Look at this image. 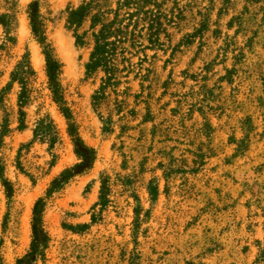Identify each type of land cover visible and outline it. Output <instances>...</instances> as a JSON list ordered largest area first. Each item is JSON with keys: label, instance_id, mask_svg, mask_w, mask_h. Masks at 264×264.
<instances>
[{"label": "rangeland", "instance_id": "rangeland-1", "mask_svg": "<svg viewBox=\"0 0 264 264\" xmlns=\"http://www.w3.org/2000/svg\"><path fill=\"white\" fill-rule=\"evenodd\" d=\"M157 1L159 41L140 22L118 49L116 80L96 94L93 29L85 20L78 44L66 24L82 0H0V264L29 251L34 202L78 162L43 45L96 159L45 198L47 240L33 264H264V0ZM25 54L20 103L12 72ZM48 118L56 135L34 138Z\"/></svg>", "mask_w": 264, "mask_h": 264}, {"label": "trees", "instance_id": "trees-1", "mask_svg": "<svg viewBox=\"0 0 264 264\" xmlns=\"http://www.w3.org/2000/svg\"><path fill=\"white\" fill-rule=\"evenodd\" d=\"M101 0H82L77 7H71L67 10L66 24L72 30L76 43H85L83 34L78 32L82 23L89 20L92 31V49L90 59L86 66L88 72L101 70L104 73L102 78V86L99 91L111 85L116 80L115 59L118 56V49H121L124 41L134 44L136 28L142 22V27L147 31V40L150 44L155 45L159 41V33L162 29L161 11L157 0H115V7L106 10L99 8ZM97 8L96 10H94ZM37 10L34 3L30 4V23L32 32L40 42L42 35L40 34L37 19ZM110 15V19L106 16ZM122 45V46H121ZM44 46L45 56V72L48 79L49 89L54 102L64 116L67 122V132L70 136L73 150L77 156L76 162L70 168L63 170L55 177L46 190V196L38 198L32 207L31 232L32 238L29 251L22 257L18 258L16 264H33L37 253L46 244L47 235L42 228V212L45 205V198L51 196L56 190L61 188L76 174L83 173L90 169L96 159V151L93 147L88 146L77 133L74 121L72 119L71 110L66 106V102L62 96L61 86L59 82L60 63L51 54L46 45ZM32 71L28 54H25L16 69L12 72V79L20 84L21 91L19 94L20 103L23 102L25 94V82L27 74ZM20 114L24 112L21 109ZM44 119L40 120L36 125L34 138L50 137L56 135V128L52 121L48 118V122L43 124ZM38 126V127H37ZM7 123H4L0 129V137L7 131ZM53 140L51 139L50 142ZM100 199H103L105 191L108 190L106 177H100ZM264 259V248L262 249Z\"/></svg>", "mask_w": 264, "mask_h": 264}]
</instances>
